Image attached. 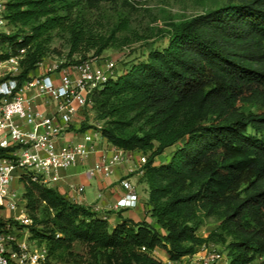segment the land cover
Instances as JSON below:
<instances>
[{"label": "trees", "instance_id": "obj_1", "mask_svg": "<svg viewBox=\"0 0 264 264\" xmlns=\"http://www.w3.org/2000/svg\"><path fill=\"white\" fill-rule=\"evenodd\" d=\"M64 1L7 2L11 25L31 32L2 37L4 58L26 49L19 83L43 61V37L53 30L71 32L73 52L83 43V30L58 11ZM92 46L100 55L108 42ZM91 100L110 118L101 131L109 143L148 155L140 181L155 224L122 217L111 226L91 206L25 176L27 211L36 222L43 206L49 219L46 229L32 227V238L50 256L78 241L115 253L121 264H161L152 255L158 247L178 262L203 243H221L227 264H264V0L232 1L175 23L165 47L124 64ZM129 112L142 126L126 133ZM179 142L167 162L156 163ZM211 215L218 227L202 237L197 231Z\"/></svg>", "mask_w": 264, "mask_h": 264}, {"label": "built area", "instance_id": "obj_2", "mask_svg": "<svg viewBox=\"0 0 264 264\" xmlns=\"http://www.w3.org/2000/svg\"><path fill=\"white\" fill-rule=\"evenodd\" d=\"M8 1L0 0V68L5 70L0 71V148L7 149L6 154H0V264H48L47 247L37 246L30 230L24 228L29 214L23 194L18 192L21 179L29 176L49 186L63 177L64 170L84 164L96 152H100L99 159L86 171L110 177L117 165L131 158V151L109 143L94 128L80 131L76 139L66 138L75 117L93 106L92 94L122 69L113 59H90L58 70L46 69L19 83L16 77L22 71L26 49L3 57L2 37L12 34ZM39 99L53 105L52 110L42 108ZM100 140H106L108 148L99 149ZM146 161L140 152L139 164L133 170L142 175ZM120 184L126 194L115 207H135L139 199L136 183L124 177ZM74 190L81 195L85 186H75ZM186 259L188 264H216L221 251L215 243H203L182 260Z\"/></svg>", "mask_w": 264, "mask_h": 264}, {"label": "rangeland", "instance_id": "obj_3", "mask_svg": "<svg viewBox=\"0 0 264 264\" xmlns=\"http://www.w3.org/2000/svg\"><path fill=\"white\" fill-rule=\"evenodd\" d=\"M232 1L236 0H119L96 3L86 0H65L58 7L59 13L66 15L70 22L77 24L86 37L79 49L73 52L71 32L61 29L53 30L43 37L42 43L46 52L39 66L43 69L58 70L62 65H70L75 61L113 59L118 69H122L127 62L145 58L152 49L165 47L175 23ZM11 29L12 33L21 36L31 33L27 26L20 24H12ZM101 39L107 41L108 46L100 55H97V47L92 45L94 41H101ZM2 48L4 52L7 51L6 44H2ZM24 54L26 55V52ZM0 71L5 70L0 68ZM103 111L104 109L99 105L85 109L79 114L78 122L73 126L77 127V131L83 126L86 129L94 128L102 131L110 121V118L103 117ZM133 115L134 113L129 112L125 117L127 124L124 125V131L126 133L138 131L142 126L141 120ZM179 146L180 142L167 148L157 157L156 163L167 162ZM146 157H148L147 154ZM143 187L145 197L148 199V186L145 183ZM18 192L23 194V184L18 187ZM200 213L203 215L204 212L200 211ZM28 214V224L24 228H28L32 235V227L46 229L49 219L44 216L43 206L37 207L34 211L36 222L29 210ZM218 224L217 217L205 216L197 232L200 236L207 237L211 231L217 229ZM34 240L37 246L44 244L37 239ZM218 246L221 259L216 264H227L228 251L221 243H218ZM152 255L160 260L161 264H182L183 261L188 264L187 259L178 262L169 259L164 247L156 248L152 251ZM48 264H121V258L115 253L101 251L92 245L77 241L65 246L56 256L49 255Z\"/></svg>", "mask_w": 264, "mask_h": 264}, {"label": "crops", "instance_id": "obj_4", "mask_svg": "<svg viewBox=\"0 0 264 264\" xmlns=\"http://www.w3.org/2000/svg\"><path fill=\"white\" fill-rule=\"evenodd\" d=\"M45 70L42 67H38L33 74L44 72ZM37 101L42 108L52 110L53 105L42 99ZM78 117L79 115L75 117L66 132V138L76 139L79 136L80 131H77V127L73 126L78 122ZM108 146L109 144L106 140L98 142L99 149H106ZM131 155L129 160L114 168V172L110 177H105L102 174L90 175L86 171L90 165H93L99 159L100 152H96L84 164L64 170L62 172L63 177L49 186L57 187L72 201L91 206L101 217L106 218L111 226L120 223L122 217H129L134 221L146 219L155 224L154 219L148 212L145 188L143 187L145 183L140 181L142 175L138 171L133 170L139 164L140 152L131 151ZM124 177H129L136 183L139 195L138 203L135 207L116 208L115 205L118 199L126 194V190L120 184V179ZM79 185L85 186V191L81 195L74 190V187Z\"/></svg>", "mask_w": 264, "mask_h": 264}]
</instances>
